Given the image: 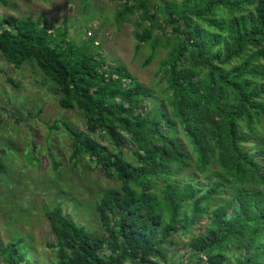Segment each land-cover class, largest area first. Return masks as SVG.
Here are the masks:
<instances>
[{
	"label": "trees",
	"instance_id": "1",
	"mask_svg": "<svg viewBox=\"0 0 264 264\" xmlns=\"http://www.w3.org/2000/svg\"><path fill=\"white\" fill-rule=\"evenodd\" d=\"M119 1L118 20L138 15L145 63L166 50L160 95L95 35L76 40L40 18L0 17L5 61L30 66L80 115L44 129L69 138L74 169L89 163L114 181L94 200V229L63 206L71 192L45 212L51 264H264V0ZM34 130L33 149L43 147ZM48 148L60 173L62 154ZM26 257L22 240L0 244V264Z\"/></svg>",
	"mask_w": 264,
	"mask_h": 264
},
{
	"label": "rangeland",
	"instance_id": "2",
	"mask_svg": "<svg viewBox=\"0 0 264 264\" xmlns=\"http://www.w3.org/2000/svg\"><path fill=\"white\" fill-rule=\"evenodd\" d=\"M121 3L124 4L119 0H0V17L40 18L56 29H65L76 40L95 35L109 59L126 66L130 74L160 95L164 86L158 82L157 71L166 50L161 49L150 63H145L151 50L147 46L136 50L134 19L138 15L118 20ZM0 113V148H5L0 156L7 164V170L0 171V244L20 239L27 252L25 264H51L55 254L49 244L54 242V234L45 212L63 203L65 192H71L73 196L63 206L94 229L98 227L94 200L99 191L113 186L114 181L89 163L74 169L68 159L69 138L62 136V131L50 133L44 129V123L58 119L77 124L79 113L63 110L57 93L35 81L30 66L17 69L1 53ZM30 116L35 121L27 122ZM29 124L32 126L28 127ZM34 129L39 130L38 141L43 147L37 145L33 149L32 143L37 138ZM259 131L264 135V123ZM49 136L52 141L48 146L52 145L57 153L59 150L66 165L60 173L54 170L50 157H45ZM41 160L43 168L37 167ZM75 199L79 204L73 202Z\"/></svg>",
	"mask_w": 264,
	"mask_h": 264
}]
</instances>
